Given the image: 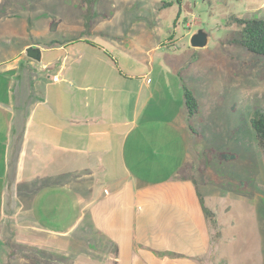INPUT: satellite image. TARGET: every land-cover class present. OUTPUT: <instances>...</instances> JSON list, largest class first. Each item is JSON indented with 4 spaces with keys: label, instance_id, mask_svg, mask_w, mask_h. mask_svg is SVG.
<instances>
[{
    "label": "crops",
    "instance_id": "1",
    "mask_svg": "<svg viewBox=\"0 0 264 264\" xmlns=\"http://www.w3.org/2000/svg\"><path fill=\"white\" fill-rule=\"evenodd\" d=\"M92 27L11 53L0 33V264H220L197 183L178 172L191 133L175 53L97 43Z\"/></svg>",
    "mask_w": 264,
    "mask_h": 264
},
{
    "label": "rangeland",
    "instance_id": "2",
    "mask_svg": "<svg viewBox=\"0 0 264 264\" xmlns=\"http://www.w3.org/2000/svg\"><path fill=\"white\" fill-rule=\"evenodd\" d=\"M78 1L0 0V33L8 30L12 38L9 52L39 36L78 35ZM231 16L264 18V0H97L92 28L104 35L94 33L89 39L104 43L115 34L125 48L163 42L175 53L178 79L200 106L191 120L199 134L190 131L179 175L196 181L216 214L211 226L222 246L220 264H264V154L249 122L254 108H264V57L229 43L240 28ZM58 17L64 19L63 30L55 34L50 26ZM199 27L211 34L204 48L189 45L190 33ZM59 53L46 50L44 60L53 61ZM125 54L115 50L119 59ZM153 55L156 60L158 52ZM120 67L126 72L123 61ZM219 152L235 156L220 160Z\"/></svg>",
    "mask_w": 264,
    "mask_h": 264
},
{
    "label": "trees",
    "instance_id": "3",
    "mask_svg": "<svg viewBox=\"0 0 264 264\" xmlns=\"http://www.w3.org/2000/svg\"><path fill=\"white\" fill-rule=\"evenodd\" d=\"M96 1L97 0H79L78 5L81 9L83 28L80 34L72 40H76L83 35H88L90 33V28L93 25V7L95 6ZM230 21L240 28L230 37L228 40L229 43L240 45L246 48L247 51L264 57V18H241L239 16H231ZM56 23L57 20L52 21V25L50 26L51 30L54 26H56ZM182 86L183 98L187 111L188 128L190 131L199 134L191 123L192 118L198 113V109L200 107L198 99L185 84ZM249 122L254 132L257 144L264 154V108H254L250 115ZM217 154L220 160L233 158L235 156L234 153L231 152H219ZM199 200L201 202L200 205L204 215L210 221L215 222L216 218L214 216V212L203 204L204 201L200 194Z\"/></svg>",
    "mask_w": 264,
    "mask_h": 264
},
{
    "label": "water",
    "instance_id": "4",
    "mask_svg": "<svg viewBox=\"0 0 264 264\" xmlns=\"http://www.w3.org/2000/svg\"><path fill=\"white\" fill-rule=\"evenodd\" d=\"M211 34L209 30L205 27H199L194 29L189 36V45L191 47H201L204 48L207 46L210 41ZM25 55L37 62L42 61V50L40 46L35 45H26L24 47Z\"/></svg>",
    "mask_w": 264,
    "mask_h": 264
},
{
    "label": "built area",
    "instance_id": "5",
    "mask_svg": "<svg viewBox=\"0 0 264 264\" xmlns=\"http://www.w3.org/2000/svg\"><path fill=\"white\" fill-rule=\"evenodd\" d=\"M56 79V78H55Z\"/></svg>",
    "mask_w": 264,
    "mask_h": 264
}]
</instances>
